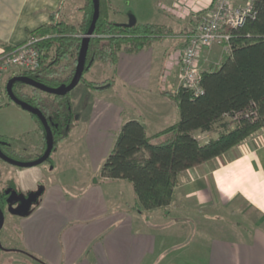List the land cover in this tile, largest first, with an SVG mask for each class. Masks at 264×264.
<instances>
[{
    "label": "crops",
    "instance_id": "0c3cea01",
    "mask_svg": "<svg viewBox=\"0 0 264 264\" xmlns=\"http://www.w3.org/2000/svg\"><path fill=\"white\" fill-rule=\"evenodd\" d=\"M209 1L172 0L171 12L194 17ZM84 5L85 0H0V55L25 42L29 31L50 23L52 14L79 23ZM192 30L180 35L184 47ZM157 41L161 39L137 53H121L116 65L96 62L86 78L107 80L105 88L73 91L74 106L80 107L77 119L85 122L76 143L93 161L108 155L128 119L140 120L150 134L179 119L175 96L180 61L177 53L168 56L172 45H162L158 54ZM225 55L220 45L206 48L201 54L204 70L220 66ZM30 122L35 139L42 141L33 115ZM217 126L194 134L206 143L223 131ZM6 136L12 145L19 139ZM19 140L25 147L30 143L27 136ZM8 172L23 192L43 185L20 227L25 249L43 258L42 264H163L174 254L199 264H264V128L222 155L179 173L171 203L155 209L137 207L133 183L127 179L100 174L96 182L45 183L42 164Z\"/></svg>",
    "mask_w": 264,
    "mask_h": 264
},
{
    "label": "trees",
    "instance_id": "16d2710c",
    "mask_svg": "<svg viewBox=\"0 0 264 264\" xmlns=\"http://www.w3.org/2000/svg\"><path fill=\"white\" fill-rule=\"evenodd\" d=\"M255 6L254 18L248 19L244 26L227 29L232 35V51L225 55L220 66L203 70L201 91L196 93L179 86L175 98L180 116L175 123L150 134L140 120L128 119L117 133L101 175L106 179L131 181L140 210L169 205L179 173L222 155L264 128V0H256ZM112 8L111 0H100V15L86 48L80 83L94 90L105 88L108 82L86 78L85 74L96 62L116 65L121 53H137L155 40L172 34V29L164 24L137 22L128 26L118 22L111 17ZM82 9L84 16L77 24L52 14L50 23L29 31V38L38 39L36 44L42 51L43 61L39 69L19 74L52 87L70 83L84 37L94 19L95 0H85ZM15 48H8L1 56ZM27 86L30 85L18 81L13 90L47 117L56 150L78 122L74 90L60 96L33 86L29 92L25 90ZM239 112L243 114L232 118ZM33 117L44 136L42 152L34 157L37 158L46 149L47 131L37 115ZM216 125L223 131L206 143H201L194 134L196 130L211 131ZM161 135L168 137L155 141ZM0 148L8 156L9 151L17 153L6 135H0ZM10 188L16 189V185L11 184ZM6 190L0 189L3 209L7 202Z\"/></svg>",
    "mask_w": 264,
    "mask_h": 264
},
{
    "label": "rangeland",
    "instance_id": "374dc122",
    "mask_svg": "<svg viewBox=\"0 0 264 264\" xmlns=\"http://www.w3.org/2000/svg\"><path fill=\"white\" fill-rule=\"evenodd\" d=\"M112 18L118 22H128L130 15H135L138 23H158L164 24L172 29V34L169 37L161 39L154 44L158 54L161 51V46L163 49L169 47L167 50L168 56L176 54V59L180 61L181 54L183 53V41L180 35L184 31H188L191 27H195L199 17H188L178 16L171 12L172 10V0H112ZM78 11V10H77ZM73 22L72 20H70ZM179 37V38H177ZM222 55V54H221ZM175 55H173L174 57ZM172 57V58H173ZM223 57V55H222ZM180 63V62H179ZM111 65V64H108ZM202 69L204 70V65L201 63ZM208 66V63L206 64ZM87 74H85L86 76ZM11 73H7L3 79V87L5 89L4 103L0 106V133L6 134L9 137H19L21 139L23 136H27L30 141L29 145L25 147L19 139L15 141L14 148L19 150L17 153L9 151L10 157L21 160L29 161L35 159V154H40L43 149L44 139L39 141L32 134L33 124H31L30 119L32 118L31 112L23 109L19 105L13 104L12 106H7L10 103V97L6 92V82L10 79ZM101 83L103 81H97ZM82 89L86 85L81 82L75 89ZM74 89V90H75ZM25 90L31 92L32 87L27 86ZM93 90V89H92ZM75 110H80L79 105L74 106ZM80 127L73 128L69 133L68 140L65 138L64 141L58 144L59 148L53 150L49 159L42 163L45 168V183L47 182H72L75 180L89 179L92 182H96L98 176L102 172L103 165L111 152L102 159L92 160L89 155L83 154L78 148L76 143L78 140V133L82 129L85 123L83 119L77 122ZM219 128V126H217ZM31 130V131H30ZM30 131L29 133H27ZM26 132V133H25ZM25 134V135H24ZM15 140V139H13ZM205 140L204 137L201 141ZM114 146V144H113ZM113 148V147H112ZM1 159V158H0ZM2 168V169H1ZM4 168L5 178L0 182V189H8L11 184L16 185L15 176L13 175L9 179V174L13 169L16 168L15 165L5 161L0 160V171ZM9 179V180H8ZM11 180V181H10ZM11 183V184H10ZM42 185V184H41ZM43 186V185H42ZM40 186V187H42ZM39 187V188H40ZM39 190V189H38ZM37 202L34 203V205ZM5 220L2 229L0 230V264H42L43 258L40 256L27 251L23 245L22 241V231H21V220L22 215L12 213L10 210L6 209L4 212ZM34 255V256H33ZM169 256L163 260V264H199L195 260L188 259L187 261L179 259V256ZM184 256V255H181ZM179 259V260H174ZM40 260V261H39Z\"/></svg>",
    "mask_w": 264,
    "mask_h": 264
},
{
    "label": "built area",
    "instance_id": "2783aa9c",
    "mask_svg": "<svg viewBox=\"0 0 264 264\" xmlns=\"http://www.w3.org/2000/svg\"><path fill=\"white\" fill-rule=\"evenodd\" d=\"M256 0H210L204 9L196 12L199 20L189 35L180 59V85L201 91V54L206 48L220 45L224 54L232 51V35L229 27L244 26L256 15ZM178 7V4H175ZM37 38L28 39L16 46L14 51L0 55V106L4 103L3 79L7 73L18 75L23 71L36 70L42 65L43 55L36 44ZM242 112L236 113V119ZM248 116V114H246ZM230 118V117H228Z\"/></svg>",
    "mask_w": 264,
    "mask_h": 264
},
{
    "label": "water",
    "instance_id": "95a60500",
    "mask_svg": "<svg viewBox=\"0 0 264 264\" xmlns=\"http://www.w3.org/2000/svg\"><path fill=\"white\" fill-rule=\"evenodd\" d=\"M99 15H100V0H95L94 19H93L92 25H91L88 33L84 37V40L82 43V48H81L80 55L78 58V63L76 66V71H75L74 76H73L72 80L70 81V83H63L57 87H52V86H49L47 84L33 80L29 76L22 75V74L14 75L9 79V81L6 85V91H7L8 96L10 97V99L14 103L19 105L23 109L31 112V114L37 115V117L41 120V122L43 123V125L45 126L46 131H47V146H46L44 153L41 156H39L33 160H29V161H21V160L14 159V158L6 155L0 148V158L2 160H5V161L17 166V167L26 168V167H34V166L40 165L49 159L52 151L54 150V146H55L54 133H53V130L49 124V121H48L47 117L44 115V113L39 108H36L32 104H30L29 102L19 98L15 94V92L13 90V86L16 82L21 81V82L29 84L33 87H36L42 91H45L47 93L56 94V95H60V96L66 95V94L70 93L71 91H73L78 86V84L80 83L81 78L83 76L84 60H85V56H86L87 44L90 41L91 37L94 35L96 23H97V20L99 18ZM136 23H137V18L135 17V15H130L128 22H126L124 24H126L128 26H134ZM42 192H43V187H40L38 191L31 193L29 195V197L25 201H23L19 207H17V208L10 207V211L12 213H15L18 215L28 214L32 203L37 201L38 197L42 194ZM6 193L9 194L7 202L10 205L17 202V200L19 198V194H18L17 190L9 188L6 191ZM4 220H5L4 211L0 205V230L2 229V227L4 225Z\"/></svg>",
    "mask_w": 264,
    "mask_h": 264
},
{
    "label": "flooded vegetation",
    "instance_id": "af4514ba",
    "mask_svg": "<svg viewBox=\"0 0 264 264\" xmlns=\"http://www.w3.org/2000/svg\"><path fill=\"white\" fill-rule=\"evenodd\" d=\"M12 77V76H11ZM10 77V78H11ZM9 81V80H8ZM8 81L6 82V85H7V83H8ZM17 83V82H16ZM16 83L14 84V86L16 85ZM13 86V87H14ZM31 86V85H30ZM17 142H19V141H17ZM16 143V142H15ZM14 146V145H13ZM16 149V148H15ZM16 151L18 152L19 150H17L16 149ZM9 189V188H8ZM7 189V190H8ZM39 189V188H38ZM38 189L36 190V191H38ZM6 190V191H7ZM15 190H17V192H18V194H19V198H18V200H17V202H15V203H13L12 205H10L8 202H5V208L3 209V211L5 212L6 211V209H8V210H10V207H14V208H17V207H19L20 205H21V203L23 202V201H25L28 197H29V195L31 194V193H33V192H36V191H33V192H23V191H21L19 188H17V186H16V189ZM7 194V193H6ZM8 197H9V194H7V196H6V200L8 199ZM37 202V201H36ZM34 203L35 202H33L32 203V205H31V207L34 205Z\"/></svg>",
    "mask_w": 264,
    "mask_h": 264
}]
</instances>
